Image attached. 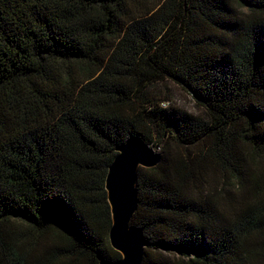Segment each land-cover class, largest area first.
<instances>
[{
	"label": "trees",
	"instance_id": "16d2710c",
	"mask_svg": "<svg viewBox=\"0 0 264 264\" xmlns=\"http://www.w3.org/2000/svg\"><path fill=\"white\" fill-rule=\"evenodd\" d=\"M130 140L162 154L138 170L143 264H255L264 0H0V264L120 260L105 181Z\"/></svg>",
	"mask_w": 264,
	"mask_h": 264
},
{
	"label": "water",
	"instance_id": "95a60500",
	"mask_svg": "<svg viewBox=\"0 0 264 264\" xmlns=\"http://www.w3.org/2000/svg\"><path fill=\"white\" fill-rule=\"evenodd\" d=\"M117 156L108 168L105 181L112 226L108 238L111 247L122 256L117 262L100 264H143L148 242L143 230L132 225L138 209V170L157 166L162 154L141 140H130L116 148Z\"/></svg>",
	"mask_w": 264,
	"mask_h": 264
},
{
	"label": "rangeland",
	"instance_id": "374dc122",
	"mask_svg": "<svg viewBox=\"0 0 264 264\" xmlns=\"http://www.w3.org/2000/svg\"><path fill=\"white\" fill-rule=\"evenodd\" d=\"M164 95H168L171 99L173 104L176 107H179L181 109H184L187 112L197 114V115H203V109L202 107L196 102L192 94H190L187 90L174 85V84H167L165 87L162 88ZM158 152H160V148H155ZM249 154V153H248ZM261 166V169L264 170V155L259 156L255 158ZM218 182L219 184L227 185L225 182V177L218 176ZM264 233L261 235V233L257 234L256 238L259 240H263ZM256 250V257L254 259L255 264H264V243H258L255 247Z\"/></svg>",
	"mask_w": 264,
	"mask_h": 264
}]
</instances>
